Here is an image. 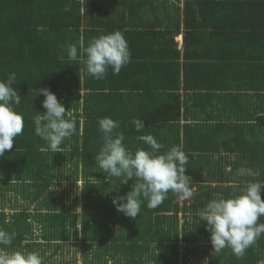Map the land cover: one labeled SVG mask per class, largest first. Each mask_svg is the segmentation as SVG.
<instances>
[{
	"label": "trees",
	"instance_id": "1",
	"mask_svg": "<svg viewBox=\"0 0 264 264\" xmlns=\"http://www.w3.org/2000/svg\"><path fill=\"white\" fill-rule=\"evenodd\" d=\"M90 1L94 9L89 12L85 0H0V79H6L10 73L16 74L13 87L20 94L21 103L14 107L24 117V130L15 138L16 144L0 157V172L6 175H0V181L7 184L11 177L27 176L33 184L38 178L42 185L44 191H38L36 198H43L46 206L53 211L37 215L42 244L39 241L33 248L44 258L43 264H51L53 259L52 255L46 256L47 251H60L69 241H77L80 233L93 251V257L84 264L111 262L104 256L114 259V264L136 263L129 258L139 253L145 257L139 260L142 264H177L180 241L190 244L210 240L209 233L199 229V225L207 226V222H202L196 215L197 209L214 199L212 186L208 183H217L224 198H228L232 193L228 187H219L220 183L237 179L236 175L226 177L217 172L221 169L218 162L222 157L218 160L214 157L220 150L218 144L229 143L231 146L236 140L219 143L218 137L222 136L220 128L214 135L201 127L204 124H192L191 120L213 119L215 115L224 120L235 112L258 116L255 124L238 130V146L244 141L246 144L256 143V131L259 133V128L264 130V95H240L233 92L236 89L229 81L240 78L238 70L243 66L238 61H243L247 65L246 70L255 75L253 79L248 76L239 80L245 85L239 87L240 90L251 89L246 82L264 80V7L261 5L260 10L253 11L249 6L252 0H186L183 22L182 17L174 19L169 23L173 26L172 30L170 26L164 27L170 19L164 18L163 6L156 7L152 3L150 11L149 3L141 0H104L106 7L101 11L99 1ZM208 3L212 5V12L216 6V10L235 14L226 17L220 14L215 20L207 21L216 28L213 45L205 35L196 42L194 55L184 56V62H177V58H182V48L175 42L174 36L180 23L191 35L200 18L205 20L202 8ZM206 10L210 11V8ZM232 18H237L239 22L242 20L246 25L232 28ZM117 30L123 32L130 52L128 64L118 75H113L109 68L105 78L97 80L86 71H80L86 56L77 61L69 60V44L75 43L79 54L81 39L87 47L91 38ZM245 30H249L246 37L239 41L236 37ZM248 42L249 45L259 46L258 49L247 51L244 43ZM164 58H170L171 62L164 63ZM168 81H174L172 87L175 89L166 88ZM181 87L193 89L192 94L186 97L181 93ZM44 88L56 94L66 110H72V118L76 121V132L62 143V152L52 153L47 143L34 132L35 116L46 112L42 106L45 97L36 93ZM209 90L213 93L218 91V97L211 96ZM82 113L85 116L83 122L79 117ZM105 117L119 122V128L114 133L123 132V143L132 152L139 146L149 148L138 140V136L147 134L153 135L165 146L160 153L172 146L182 148L189 156L187 174L190 186L192 189L198 186L199 189L190 208L181 206L179 198L170 191L167 199L156 208H148L145 201L136 219L117 211L113 199L126 195L135 178L127 184H122L123 178L109 181L96 164L94 157L103 143L98 121ZM135 120L145 124L141 132L135 130ZM204 151L205 155H197ZM248 161H251L250 158ZM258 173L260 180H264V171L260 169ZM64 179L83 182L81 214L73 213L76 207L59 200L62 196L69 197V191L63 190L62 195H58L51 188L56 184L62 189ZM245 186L240 184L235 188L237 190L231 189L238 194ZM6 187L4 193L12 191L9 185ZM261 197L264 199V190ZM20 215L26 218L27 213ZM258 223H264V216ZM9 225L5 213L0 211V230L14 233L12 230L20 225V221L17 218L12 227ZM27 232L29 229L26 227ZM21 240L15 235L8 245L9 249L14 251ZM152 245L155 247L153 254L150 250ZM258 247L264 249V233L240 258H247L246 264H258L264 258V252L256 250ZM224 250L222 255L219 252L211 256L213 264H220L221 261L244 264L238 262L239 257L230 248L225 247Z\"/></svg>",
	"mask_w": 264,
	"mask_h": 264
},
{
	"label": "clouds",
	"instance_id": "2",
	"mask_svg": "<svg viewBox=\"0 0 264 264\" xmlns=\"http://www.w3.org/2000/svg\"><path fill=\"white\" fill-rule=\"evenodd\" d=\"M178 44L182 48V44ZM67 52L71 61L86 56L84 67L80 71H86L97 80L104 79L109 68L113 75H118L130 60L126 38L119 30L91 38L87 47H84L81 39L79 54L77 45L69 44ZM15 80V73L8 74L6 79H0V157L4 156L6 150L13 148L15 138L24 130V117L14 107L21 103V96L13 87ZM36 93L45 97L42 106L46 112L35 116V135L47 143L52 153L62 152V143L76 132L72 110H66L50 89H40ZM133 123L137 132L145 127L141 120ZM98 125V131L103 134V143L94 159L100 172L105 173L109 181L112 178H123L122 184L135 178L126 195H118L113 199L117 211L136 219L145 201L148 208H156L167 199L170 191L180 200L192 197L193 189L187 174L189 156L180 146H172L160 153L165 146L153 135L147 134L138 136V140L149 148L139 146L132 152L123 143V132L118 135L114 133L119 128L118 121L105 117L98 121ZM238 172L240 175H253L251 169L241 168ZM262 190L264 180L249 182L238 194L228 198L217 196L205 207L196 210L199 219L207 222V231L211 234L210 240L215 253L228 247L235 256L242 257L264 233V223H258L260 217L264 216ZM15 235L0 230V244H11ZM0 264H43V258L35 250L7 251L0 247Z\"/></svg>",
	"mask_w": 264,
	"mask_h": 264
},
{
	"label": "rangeland",
	"instance_id": "3",
	"mask_svg": "<svg viewBox=\"0 0 264 264\" xmlns=\"http://www.w3.org/2000/svg\"><path fill=\"white\" fill-rule=\"evenodd\" d=\"M93 2L96 0H92ZM102 4V10L104 11L105 9V4L106 1L104 0H97ZM136 0H134L135 2ZM186 1V0H185ZM114 2V1H113ZM112 2V3H113ZM163 6L166 4H169V0H161ZM85 3L88 6V11H93L94 7H92L93 3L90 0H85ZM115 3V2H114ZM249 6L253 11L260 10L261 5L264 7V2L263 0H252L249 2ZM113 5V4H111ZM216 15L222 14L223 16H233L234 14L232 12H228L227 10L221 11L217 10ZM233 19V26L232 27H238L240 25L239 20L237 18H232ZM199 19H197L198 21ZM90 24V23H89ZM246 25V22H242L241 26ZM221 30V28H219ZM213 31H216V28L213 29ZM247 30H245L246 32ZM178 34L175 35L177 37L176 41H181L182 39V34L179 31H177ZM176 32V33H177ZM179 36V37H178ZM164 63L171 62L170 58H164L163 59ZM244 68H247V65H244ZM177 82V78L175 80ZM172 83L174 81H168L167 87H172ZM172 89H175L173 86ZM120 91H124V89H120ZM174 91H179L174 90ZM182 93V92H181ZM183 94V93H182ZM183 98V97H182ZM264 99V98H263ZM186 101V99H183ZM261 100V99H260ZM262 101V100H261ZM236 114V112H235ZM234 114V115H235ZM80 121H84V113L82 115H79ZM233 119V118H231ZM31 120V119H28ZM241 123V122H239ZM220 125H223V123H220ZM28 126L30 127V123H28ZM223 127V126H221ZM259 131L262 132V129L259 128ZM226 129L220 130V134H227ZM257 131H256V138H257ZM258 141L256 140V143H251L244 141L243 145L239 146V149H237L235 152H233L234 146L229 149V152L226 151L225 155H222V158L219 157V164H220V170H217V172H221L225 174V176H231L237 177L236 180L232 178V180H224V182L220 183L221 188H227L229 189V192L232 193V195H235L234 193L237 191H234L233 189L237 190L238 185L244 184L246 185L249 182H253L254 180L258 179L260 180V174L258 172L264 171V134H258ZM218 147H229L230 144H218ZM198 153V152H197ZM199 155V154H197ZM248 158H250L251 161H248ZM244 168V169H251L253 175H240L238 170ZM6 172V169L3 170ZM0 175H4L3 173L0 172ZM6 176V175H4ZM11 177V176H9ZM81 179V178H80ZM38 178H36L35 184L32 183V180L27 178V176L19 177V178H14L11 177L8 180V183H4L0 181V184L2 182V188H0V211L4 212L6 215V221L9 222V226H13V222L15 219H19L20 225L12 230L17 236L20 237L21 242L19 245H15V250L19 251H38L33 248V245L35 243H38L40 241V244H42V241L40 239V236L42 235L40 223H38L39 219H37L38 214H44V213H50L53 212L50 208H48L45 204V201L43 198H36L37 192L40 190H43L42 185L38 182ZM9 185V187L12 189V191H5V187ZM82 185L83 182L81 180H78V182H73V180H68L64 179L62 181V189L57 188L56 184L51 185V188L57 192L58 195H62L63 190H67L70 192V196H62L60 197L59 200L64 201L67 205H70L71 207H76L73 209V213L81 214L82 212V206L83 200L81 198V193H82ZM208 185L212 186V194L214 195V198L217 196L223 197L224 198V193L222 192V189L218 188L217 183H212L209 182ZM7 189V187H6ZM201 190V189H200ZM203 190V189H202ZM201 190V191H202ZM199 193L198 186L193 188V195L189 200H178L181 206H186L187 208H190L193 204L194 200V195ZM71 196H75L73 198H70ZM77 198V199H76ZM207 203L203 204V207L206 206ZM21 213H27L26 218H23ZM261 219V217H260ZM183 220V219H182ZM182 220L180 222V226L182 225ZM26 227L29 229V232L27 234L25 233ZM112 229L115 231L116 227L113 226ZM199 229L201 231H207V226L204 225H199ZM34 231V236L32 235V232ZM202 233V232H200ZM209 233V232H208ZM209 235H211L209 233ZM33 236V237H32ZM22 237V238H21ZM201 237V236H200ZM202 238V237H201ZM38 239V240H36ZM68 245H65L64 248L62 249V256H54L52 259L51 264H84L87 262L89 259L93 257V251L90 249L89 245L83 241V237L81 233L78 235L77 241H69ZM211 240L208 241H203L200 240V242L197 243H190L186 244L182 241L178 243V251H179V256H178V263L177 264H213L214 262H211V256L217 254L214 251V247H212ZM0 247L4 248L7 251H11L8 247V245H2L0 244ZM150 247V246H149ZM143 248V247H142ZM146 249V248H143ZM155 247L152 245L150 250L151 254H153V250ZM261 249V247H258L256 250ZM264 252V249H261ZM225 250L223 249L220 252V255L224 253ZM150 254V253H149ZM250 254V251H249ZM50 253L47 252L46 256L49 257ZM107 260L111 261L108 264H114L115 260H111L109 256H104ZM223 258L222 256H220ZM58 258V259H57ZM144 254L139 253V254H134L131 256L129 259H133L136 261V263L132 262L130 264H142L139 262V260H144ZM239 263H244L246 264L248 262L247 258L241 259L240 257L238 258ZM44 260V258H43ZM232 261H221L220 264H231ZM102 264V263H101ZM258 264H264V258L260 259L258 261Z\"/></svg>",
	"mask_w": 264,
	"mask_h": 264
},
{
	"label": "crops",
	"instance_id": "4",
	"mask_svg": "<svg viewBox=\"0 0 264 264\" xmlns=\"http://www.w3.org/2000/svg\"><path fill=\"white\" fill-rule=\"evenodd\" d=\"M141 1H145V4L149 3V10L150 11H152V7H151L153 5L152 3L156 4V7H157V5L163 6L161 0H141ZM210 4L211 3H208V5H204V7L202 8L205 20L200 18L199 24L198 25L196 24L195 27L192 29L191 35H189V33L183 27V24L180 23L181 26L178 30H180V32L182 34V39H181V41H179L180 44H182V54H181L182 58L181 59L177 58V60H176L177 62H179V63L184 62L185 61L183 59L184 56L194 55L195 53L193 51L195 50L196 42L198 40H202V38L205 35H207V37L209 38L212 45L215 42V36L216 35L213 31L214 27L211 24H209L207 21L215 20L218 16L215 15V13L217 11L215 9L216 6L212 8L214 10L212 12V10H211L212 5H210ZM163 7L165 8V12L163 13V14H165L164 18L170 19V21L168 20L167 22L164 23V27H169L170 26L169 23H171L176 18L180 19L182 17V22H183L184 13L186 11V9H185L186 8V1L185 0H169V4H166ZM207 7L210 8V11L206 10ZM206 16H209V17H206ZM242 22H244V21L241 20V22H239V23L241 24ZM158 24H160V23H158ZM157 27H159V26H157ZM170 27L173 30V26H170ZM248 31L249 30H247L246 32H248ZM246 32L241 33L242 35L241 36L239 35V37H236V38L239 39V41H241L243 36L246 37ZM177 34H175V35H177ZM174 37H175V42L178 43V41H176L177 37L176 36H174ZM244 45L248 47L247 51H249V52H254V50H257L259 47V46L249 45V42H248V44L244 43ZM241 49H242V45L240 43L239 50H241ZM198 51H201V50H198ZM215 53L216 52L214 51V55H215ZM245 56H247V54H245ZM238 62H242V66H243L238 70L240 72V78L237 81L236 80H229L231 83H233L232 84L233 89H236V91H233V92L238 93V94L243 95V96H247V95H251L253 97H257L259 95L263 96L264 95V89H263L264 80L263 79H262V81H257V82H251V83L246 82L248 84V87L251 88L249 90H240L239 89V87L245 86L243 83H239L238 82L239 80H241L243 78L245 79L248 76H250L253 79L255 75L252 74V71H248L244 68L245 64L243 63V61H238ZM242 69H244V70H242ZM259 87H261V89H258ZM180 91L183 93V95H185L187 97V95L189 96L190 94H192L193 89L186 90V89L181 87ZM211 92H212L211 96L218 97L217 96L218 91L215 93H213L214 91H210V90L208 91V93H211ZM220 93L222 95V91H220ZM223 94H224V92H223ZM183 99H185V98L183 97ZM212 100H214V99L212 98ZM261 112H263V111H261ZM257 117L258 116H251L250 117L248 115H245L244 113H242V114L236 113L235 115H230L229 119L226 118L228 120H226V119L223 120V119L217 117V115H215L213 119L212 118L211 119L204 118V119H200L201 121H194V120H191V121H192V124H194V123L204 124V126H201V127L204 130H205V128H207L214 135L217 134V131L219 130V128H220V130L226 129L227 134H223L221 137H218L219 143H222V142L225 143V140H228V141L231 139L236 140V141L232 142V145L229 148L228 147H226V148L220 147V150L218 149L219 153L214 154L215 160H218L219 157H222V155H225L226 151L229 152V149H231L232 146H234L233 152H235L239 148V146L237 145L238 130L245 129L249 125L255 124L256 123L255 118H257ZM231 118H233V119H231ZM183 121H184V119H183ZM239 122H241V123H239ZM220 123H223V125H222L223 127H221ZM259 133L264 134V130L262 129V132L259 131ZM199 155H205V151L200 152ZM47 252H49L50 255L53 256V258H54V256H58V255L62 256V249L56 253L51 252V251H47Z\"/></svg>",
	"mask_w": 264,
	"mask_h": 264
}]
</instances>
